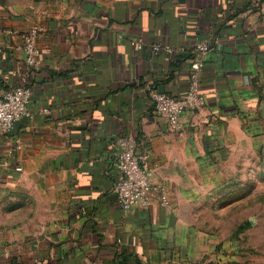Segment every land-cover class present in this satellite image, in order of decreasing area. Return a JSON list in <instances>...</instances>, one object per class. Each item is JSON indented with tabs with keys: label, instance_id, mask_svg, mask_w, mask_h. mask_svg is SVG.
Masks as SVG:
<instances>
[{
	"label": "crops",
	"instance_id": "obj_1",
	"mask_svg": "<svg viewBox=\"0 0 264 264\" xmlns=\"http://www.w3.org/2000/svg\"><path fill=\"white\" fill-rule=\"evenodd\" d=\"M32 26V116L0 139V264H217L183 213L208 166L264 148V0H0V95L22 83ZM206 39L207 108L183 113L179 135L150 92L183 95ZM160 42L171 51L152 53ZM122 137L147 154L167 206L117 203Z\"/></svg>",
	"mask_w": 264,
	"mask_h": 264
},
{
	"label": "rangeland",
	"instance_id": "obj_2",
	"mask_svg": "<svg viewBox=\"0 0 264 264\" xmlns=\"http://www.w3.org/2000/svg\"><path fill=\"white\" fill-rule=\"evenodd\" d=\"M184 217L214 242L217 264H264V148L207 168Z\"/></svg>",
	"mask_w": 264,
	"mask_h": 264
},
{
	"label": "built area",
	"instance_id": "obj_3",
	"mask_svg": "<svg viewBox=\"0 0 264 264\" xmlns=\"http://www.w3.org/2000/svg\"><path fill=\"white\" fill-rule=\"evenodd\" d=\"M19 36L22 40L26 70L21 84L5 90L0 95V139L13 129L17 120L32 116L29 108L31 86L27 80L30 69L36 65L40 55L36 45L38 28L32 26ZM131 45L137 49L143 48L140 39L131 40ZM150 50L152 53L160 50L170 52L171 48L165 42H160L151 45ZM213 50L214 44L210 39L195 44L194 56L190 59L188 87L183 95L174 97L157 90L150 92L155 113L163 118L169 130L176 134L180 135L185 130V125L180 120L183 113H201L207 108L205 95L201 91L199 70L203 66V56ZM15 143L18 147L17 140ZM117 148L114 166L120 178L113 186V193L120 207L128 211L133 207L147 208L154 202L167 206L166 186L162 182L153 181V170L147 165V154L137 152L135 142L128 137L119 138Z\"/></svg>",
	"mask_w": 264,
	"mask_h": 264
}]
</instances>
